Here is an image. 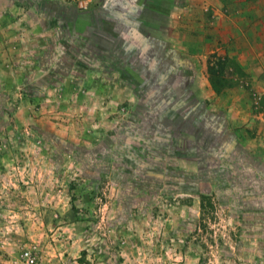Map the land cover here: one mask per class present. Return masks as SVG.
I'll list each match as a JSON object with an SVG mask.
<instances>
[{
  "label": "rangeland",
  "instance_id": "374dc122",
  "mask_svg": "<svg viewBox=\"0 0 264 264\" xmlns=\"http://www.w3.org/2000/svg\"><path fill=\"white\" fill-rule=\"evenodd\" d=\"M81 1L0 2V264H264L245 217L264 134L203 85L224 60L259 113L264 80L196 27L185 49L171 27L103 32Z\"/></svg>",
  "mask_w": 264,
  "mask_h": 264
},
{
  "label": "crops",
  "instance_id": "0c3cea01",
  "mask_svg": "<svg viewBox=\"0 0 264 264\" xmlns=\"http://www.w3.org/2000/svg\"><path fill=\"white\" fill-rule=\"evenodd\" d=\"M2 1L4 0H0V2ZM191 2L196 3V5L194 4L195 9L189 8ZM81 3V7L84 8V1ZM116 5L121 7V11L118 10L119 7L117 10L111 11L110 7ZM90 15L98 18L103 32L106 31V27L117 30L126 23L131 27L136 26L138 29L148 32L151 36H156L153 35V29H161L164 26L171 27L172 30L166 36L173 35V31L179 32L180 46L184 49L186 48L188 29L196 27L193 30V33L197 35L193 36L194 40L207 37L208 42H211L212 52L224 53L230 57V60L242 72L246 71L247 76L250 74V79L258 82L264 80V43L260 38L261 35H264V0L255 2L254 0H98ZM160 39L162 43L174 48L170 44L173 42L172 37ZM220 41L222 45H220ZM198 50H201V46ZM204 66L205 62L201 63L200 68ZM193 76L197 77L195 74ZM204 81L205 83L202 82L204 88L209 89L211 97H219L221 94L230 95L232 102L236 100L238 105L231 103L229 111L232 113L241 111L246 115V118L251 120L248 125L255 121L258 129L264 134V108L259 113L248 110V102L244 98L246 97L244 96L245 91L235 87H226L214 94L209 83ZM262 88L261 92L264 95V87ZM263 161L259 160L262 168ZM255 193L258 194L259 190L256 189ZM252 206L254 207H248L246 210L245 217L250 220L246 225L251 227L250 230L252 227H256L257 232L248 235V238L251 241L256 239L259 243L264 244L263 206H259V201ZM262 248L263 250H259L260 255L258 253L255 257L264 262V245Z\"/></svg>",
  "mask_w": 264,
  "mask_h": 264
},
{
  "label": "trees",
  "instance_id": "16d2710c",
  "mask_svg": "<svg viewBox=\"0 0 264 264\" xmlns=\"http://www.w3.org/2000/svg\"><path fill=\"white\" fill-rule=\"evenodd\" d=\"M224 60H216L215 62H207L206 72L208 77V83L214 94L220 92L221 89L229 87L231 83L223 76L224 74ZM84 256L83 252H80V258Z\"/></svg>",
  "mask_w": 264,
  "mask_h": 264
},
{
  "label": "built area",
  "instance_id": "2783aa9c",
  "mask_svg": "<svg viewBox=\"0 0 264 264\" xmlns=\"http://www.w3.org/2000/svg\"><path fill=\"white\" fill-rule=\"evenodd\" d=\"M91 0H85L84 1V8L88 5V3L90 2ZM24 257H25V260H26V263L28 264H32L33 263V259L29 256V254L27 252H25L24 254Z\"/></svg>",
  "mask_w": 264,
  "mask_h": 264
}]
</instances>
